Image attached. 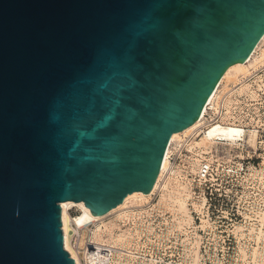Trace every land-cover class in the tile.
Here are the masks:
<instances>
[{"label": "water", "instance_id": "95a60500", "mask_svg": "<svg viewBox=\"0 0 264 264\" xmlns=\"http://www.w3.org/2000/svg\"><path fill=\"white\" fill-rule=\"evenodd\" d=\"M263 34L264 0H0V264H75L60 203L148 193Z\"/></svg>", "mask_w": 264, "mask_h": 264}, {"label": "rangeland", "instance_id": "374dc122", "mask_svg": "<svg viewBox=\"0 0 264 264\" xmlns=\"http://www.w3.org/2000/svg\"><path fill=\"white\" fill-rule=\"evenodd\" d=\"M258 65L244 89L231 82L227 87L235 88L228 97V122L256 130L255 147L245 140L223 139L208 146L200 142V130L186 145L192 152L183 146L174 149L167 190L158 189L148 201L129 205L121 218L113 213L104 219L107 234H125L130 244L125 253L111 251L102 264H264V63ZM225 106L219 113L208 110L206 121L224 118ZM191 142L199 145L191 148ZM212 152L216 168L206 189L194 181L193 173L204 154ZM181 186L188 193L182 210L174 202ZM68 213L73 217L80 211L72 206ZM93 228L90 223L74 225L71 244L81 247L82 264H95L92 247L83 252Z\"/></svg>", "mask_w": 264, "mask_h": 264}, {"label": "bare ground", "instance_id": "6f19581e", "mask_svg": "<svg viewBox=\"0 0 264 264\" xmlns=\"http://www.w3.org/2000/svg\"><path fill=\"white\" fill-rule=\"evenodd\" d=\"M263 42H264V34L256 43L252 52L245 61L236 62L227 67V69L223 72L222 76L220 77L219 82L215 87L214 91L208 97L207 103L202 109L200 117L192 124L185 127L184 129L173 132L171 134L169 144L166 148L161 163L160 171L157 175L153 187L148 193H144L142 191L130 192L124 197L121 203H118L115 207L111 208L106 213L100 215L92 214L89 207H87L83 201L75 202L73 200H65L60 203L61 221H62L61 226L64 236V247L68 252H70L71 257L74 259L75 264H82V263L78 255L79 252L78 249L80 247L77 249L74 246L72 247L71 244L72 232L75 231L74 225L79 227H84L89 223L93 224L94 228L91 230L92 231L90 236L91 239L87 243L88 246L86 247L87 249H85L84 252H88L90 250L89 246L92 247L93 249L92 252H94V254L93 253L92 254L94 255L93 257L95 258L94 259L95 264H102L104 262V259L109 254H111V251H118L121 253H125V248L130 244L127 236L125 234H119L114 237L113 235L107 234L106 233L107 223L105 222L104 219L113 213H116V216L118 218H121L123 216V210L127 209L129 205L134 204L136 202L142 203L148 201L150 197L158 189L167 190L169 179L174 172L173 171L174 164L170 159L173 150L174 149L177 150V148H179L178 149L179 151L180 148L183 146L186 151L192 152V150L186 148V145H188L191 139L199 133L198 131L201 130L202 132L200 142L208 146H210L211 140L223 139V140H231L229 141V143H239L245 140L249 146L255 147L257 140V131L248 130V129L245 130L244 128L246 127H242L236 124L235 122H228V116L230 112L227 103H229L228 97L231 95V92L234 91L235 89L234 87L236 86V89L238 90L244 89L246 87L244 83L245 80L248 78V76H251L254 73V69H257L259 66L258 64L263 66L264 47L260 49L261 44ZM259 49H260V54L257 55ZM230 82L234 83L233 88L232 87L227 88ZM225 104L227 111L225 112L224 118H222L221 120H216V118L214 119L212 118L210 119V121H206L207 117L205 116L208 110H211V112L215 111L216 113H219L221 112V109ZM204 125H206V128H203ZM180 142H182V144ZM174 144L177 145V147H173ZM195 145H199V142H191L189 144L191 148H193ZM204 155L205 156L201 159V161L203 159L212 157L213 152L205 153ZM198 166L196 167V170ZM180 189L182 190L178 192L179 194L175 198L174 202H177L179 204L178 206L181 208L180 210H182L185 209L186 198L188 197V193H186L185 186H181ZM72 206H76L80 211L79 214L73 217H71L70 214L68 213L69 208H71ZM100 223L101 225H99Z\"/></svg>", "mask_w": 264, "mask_h": 264}, {"label": "built area", "instance_id": "2783aa9c", "mask_svg": "<svg viewBox=\"0 0 264 264\" xmlns=\"http://www.w3.org/2000/svg\"><path fill=\"white\" fill-rule=\"evenodd\" d=\"M170 159L172 160V154L170 156ZM214 168H216V161L213 159V156L210 158L203 159L201 163L199 164L196 172L193 174L194 181L197 182L199 185L205 186L206 189L210 188L211 187L209 185L210 178L213 176ZM73 233L74 232H72V234ZM73 246L76 247L77 249L79 248V246L75 244V241L73 242ZM87 246L88 245H86V247ZM86 247L85 249H87ZM80 248L78 249L79 251H80ZM85 249L83 250V252L85 251Z\"/></svg>", "mask_w": 264, "mask_h": 264}]
</instances>
